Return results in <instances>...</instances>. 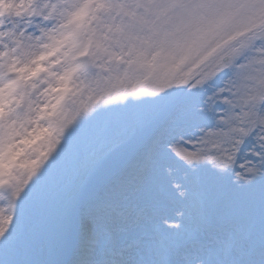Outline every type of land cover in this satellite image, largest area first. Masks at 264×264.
<instances>
[{
  "label": "snow or ice",
  "instance_id": "obj_1",
  "mask_svg": "<svg viewBox=\"0 0 264 264\" xmlns=\"http://www.w3.org/2000/svg\"><path fill=\"white\" fill-rule=\"evenodd\" d=\"M0 264H264V0H0Z\"/></svg>",
  "mask_w": 264,
  "mask_h": 264
}]
</instances>
